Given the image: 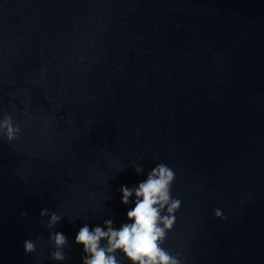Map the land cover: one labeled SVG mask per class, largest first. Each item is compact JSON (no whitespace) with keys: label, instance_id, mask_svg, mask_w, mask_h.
<instances>
[{"label":"water","instance_id":"water-1","mask_svg":"<svg viewBox=\"0 0 264 264\" xmlns=\"http://www.w3.org/2000/svg\"><path fill=\"white\" fill-rule=\"evenodd\" d=\"M4 115L0 264H53L45 208L80 264L78 229L119 227L120 187L157 163L182 201L164 248L264 264V0H0Z\"/></svg>","mask_w":264,"mask_h":264},{"label":"clouds","instance_id":"clouds-1","mask_svg":"<svg viewBox=\"0 0 264 264\" xmlns=\"http://www.w3.org/2000/svg\"><path fill=\"white\" fill-rule=\"evenodd\" d=\"M19 134L20 128L11 116L0 117V140L11 144ZM134 171L145 178L132 187H120V203L127 209L125 221L119 227L111 219L98 226L84 224L75 233L72 244L81 250L80 264H186L180 253L162 246L182 204L172 196L174 170L165 163H157L147 172L141 167H135ZM20 215L23 218L27 213ZM39 217L48 230L52 249L48 259L53 264H66L64 249L68 247V239L63 232L53 231L62 216L45 208L40 210ZM213 218L226 219L221 209L213 211ZM22 251L25 255L35 253L37 241L24 240Z\"/></svg>","mask_w":264,"mask_h":264}]
</instances>
